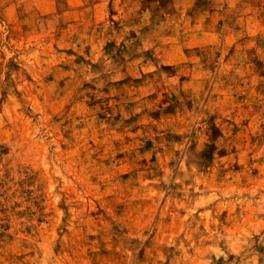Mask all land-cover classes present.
<instances>
[{
    "label": "rangeland",
    "instance_id": "1",
    "mask_svg": "<svg viewBox=\"0 0 264 264\" xmlns=\"http://www.w3.org/2000/svg\"><path fill=\"white\" fill-rule=\"evenodd\" d=\"M0 264H264V0H0Z\"/></svg>",
    "mask_w": 264,
    "mask_h": 264
}]
</instances>
